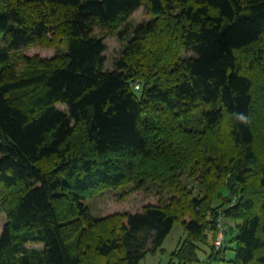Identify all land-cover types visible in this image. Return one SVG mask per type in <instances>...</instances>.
<instances>
[{"label":"trees","instance_id":"1","mask_svg":"<svg viewBox=\"0 0 264 264\" xmlns=\"http://www.w3.org/2000/svg\"><path fill=\"white\" fill-rule=\"evenodd\" d=\"M0 40V264H140L178 221L169 264L229 242L233 264H264V0H0ZM130 183L159 201L93 216L90 197Z\"/></svg>","mask_w":264,"mask_h":264},{"label":"rangeland","instance_id":"2","mask_svg":"<svg viewBox=\"0 0 264 264\" xmlns=\"http://www.w3.org/2000/svg\"><path fill=\"white\" fill-rule=\"evenodd\" d=\"M152 17L150 16L146 6L138 8L130 17V20L136 25H142L148 23ZM95 33L103 35V30L96 28ZM104 42L107 45L105 52V67L106 69H113L114 63L121 57L124 43L118 36L108 34L105 36ZM1 43V40H0ZM58 46H45L39 43L33 44L28 47L21 48L19 54L26 56H40L44 59H51L59 54V52L66 51V40L60 39ZM190 53H184L185 57H188ZM141 85L135 86V92L138 96L141 95ZM57 107L63 111L67 110V106L64 103H58ZM127 192V193H126ZM160 195H158L153 188L147 189L146 187L137 189L135 183H130L128 186H122L118 188H109L101 193L93 195L87 200L91 212L94 217L101 218L114 213H138L142 211V208L148 203H157ZM218 200H215V203ZM188 218V217H187ZM7 222L6 214L0 210V231L4 224ZM187 232L181 222H176L172 231L164 242V251L158 250L157 252H149L140 264H169L172 258V253L176 249L180 240L186 237ZM216 240V238H215ZM214 240V245H215ZM228 249H225L221 253V259L224 256L226 260L214 261V264H233L230 259L234 257L235 243H228ZM29 247H41L40 243H28ZM151 247V246H150ZM223 257V258H224ZM203 264V262H201Z\"/></svg>","mask_w":264,"mask_h":264},{"label":"built area","instance_id":"3","mask_svg":"<svg viewBox=\"0 0 264 264\" xmlns=\"http://www.w3.org/2000/svg\"><path fill=\"white\" fill-rule=\"evenodd\" d=\"M237 199H235L231 206L235 204ZM228 233V218L223 213V211L219 212V215L217 217V237L215 240V250L219 251L221 248L225 245V239ZM203 264H211L209 260H203Z\"/></svg>","mask_w":264,"mask_h":264},{"label":"crops","instance_id":"4","mask_svg":"<svg viewBox=\"0 0 264 264\" xmlns=\"http://www.w3.org/2000/svg\"><path fill=\"white\" fill-rule=\"evenodd\" d=\"M187 221H189V218H186Z\"/></svg>","mask_w":264,"mask_h":264}]
</instances>
